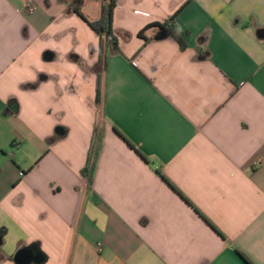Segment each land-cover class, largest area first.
<instances>
[{
	"label": "crops",
	"instance_id": "0c3cea01",
	"mask_svg": "<svg viewBox=\"0 0 264 264\" xmlns=\"http://www.w3.org/2000/svg\"><path fill=\"white\" fill-rule=\"evenodd\" d=\"M75 1L0 0V264H264V0Z\"/></svg>",
	"mask_w": 264,
	"mask_h": 264
},
{
	"label": "trees",
	"instance_id": "16d2710c",
	"mask_svg": "<svg viewBox=\"0 0 264 264\" xmlns=\"http://www.w3.org/2000/svg\"><path fill=\"white\" fill-rule=\"evenodd\" d=\"M103 10H102V18L97 22H88L89 26L101 37V45H100V51L101 54H103V50L105 49V56H102V59L107 60L108 55L111 52H114L118 49V39L114 35L113 30V19H114V10L117 7V0H103ZM75 7H73V12L77 13L78 15H81L80 7L83 4V0H76L75 1ZM176 15L169 18L168 20L162 22V23H153L148 25L143 31L139 33V36L141 38L146 39V41H150L146 38L145 34L151 30H155L157 33L154 38H174L180 46L183 48L185 46V42L181 38V29L176 23ZM103 37H105L106 45L104 46ZM104 48V49H103ZM101 66V62H100ZM100 94H101V74L98 73V95H97V102H100ZM98 141L97 146L94 149V143ZM102 146V139L100 137V134L96 130L95 136L93 138L92 142V148L89 154L88 162L86 164V167L84 168L82 174L85 178L88 179L89 186L91 188L94 175L96 172L97 167V161L100 155ZM92 155H94V159L92 158Z\"/></svg>",
	"mask_w": 264,
	"mask_h": 264
},
{
	"label": "water",
	"instance_id": "95a60500",
	"mask_svg": "<svg viewBox=\"0 0 264 264\" xmlns=\"http://www.w3.org/2000/svg\"><path fill=\"white\" fill-rule=\"evenodd\" d=\"M44 261L45 258L41 254L31 249L21 250L14 257V262L16 264H42Z\"/></svg>",
	"mask_w": 264,
	"mask_h": 264
},
{
	"label": "built area",
	"instance_id": "2783aa9c",
	"mask_svg": "<svg viewBox=\"0 0 264 264\" xmlns=\"http://www.w3.org/2000/svg\"><path fill=\"white\" fill-rule=\"evenodd\" d=\"M25 8H26V10L29 13H33L36 10V8L34 6H30V5H26ZM97 143H98V141L96 140V142L94 143V149L97 146ZM92 158L94 159V155H92ZM98 248H99V251L101 252L102 249H103V245L102 244H99L98 245Z\"/></svg>",
	"mask_w": 264,
	"mask_h": 264
}]
</instances>
